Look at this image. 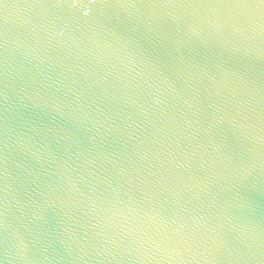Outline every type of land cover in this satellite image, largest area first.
Here are the masks:
<instances>
[{
  "label": "water",
  "instance_id": "water-1",
  "mask_svg": "<svg viewBox=\"0 0 264 264\" xmlns=\"http://www.w3.org/2000/svg\"><path fill=\"white\" fill-rule=\"evenodd\" d=\"M0 264H264V0H0Z\"/></svg>",
  "mask_w": 264,
  "mask_h": 264
}]
</instances>
